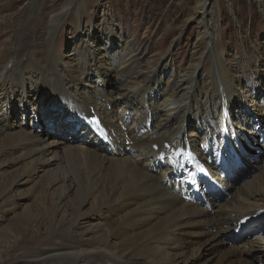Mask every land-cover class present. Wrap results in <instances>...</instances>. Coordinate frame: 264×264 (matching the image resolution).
Instances as JSON below:
<instances>
[{
    "label": "bare ground",
    "instance_id": "1",
    "mask_svg": "<svg viewBox=\"0 0 264 264\" xmlns=\"http://www.w3.org/2000/svg\"><path fill=\"white\" fill-rule=\"evenodd\" d=\"M210 1L200 0L204 12L201 21L206 22L207 33L211 31L207 23L210 13L207 4ZM75 2L69 0L62 12L53 13L45 25L39 26L35 37H31L30 30L24 27L31 24L29 21L37 9L32 10L38 3H32L18 18L15 31L12 34L7 32L12 43H9L11 52L0 56V100L3 98V106L9 109L17 102L24 114H30L25 117L31 125L29 130L19 125V131L12 132L7 121L0 119V203L6 204L13 213L14 187L19 182L30 183L39 172L61 164V160L66 171L74 168L75 174L61 172L57 166V175L49 178V186L70 182L67 192L75 190L79 200V210L73 212L72 222L61 224L55 228L57 231H51V241L48 237L40 238L37 224L18 220L23 226L20 230L31 237V243L36 246L26 252L25 258L40 264H264V238L234 237L239 219L264 208V162L260 167L261 175L240 186L236 195L224 206L218 204L221 196L212 192L205 193L196 203L184 201L180 194L190 191L195 194L190 179L197 173L200 161L204 160L201 159L203 149L199 144L215 129V133L219 131L218 123L222 119L218 122L215 119L224 107L219 104L232 110L231 117L243 118L242 125H248L253 118L262 115L259 105L250 101V111L243 105L250 113L247 119L244 118L247 115L236 114L234 108L238 105L236 99L240 97L239 84L228 75L225 86L221 85L219 76L231 72L221 53H216L215 69L210 73L214 87L211 91L218 95L219 103L217 107H212L211 114H206L204 125L200 124L199 110L209 101L208 91L199 89L196 74L204 55L191 65L185 75L188 80H180L169 94L154 91L161 81L157 70H152L147 80L139 81L142 74L136 60L125 58L118 63H108L100 50L90 48L91 42L84 62L65 61L57 57L51 50V42L69 7ZM11 37H14L13 42ZM44 43H47V52L41 49ZM36 49L38 52H33ZM207 50L206 55H209L211 51ZM109 66L118 69H109ZM94 70L96 76L93 75ZM104 70H108L114 85L108 83ZM95 77L101 84L98 82L96 85ZM32 83L48 92L45 95L57 98L59 107L52 111L56 124H45L49 128L43 129L56 133L52 139L55 141L49 142L56 143L55 147H63L60 148L62 159L55 156L50 161L45 160L48 152L37 147L43 137L39 134L40 128L32 126L40 120L37 112L39 103H31L32 95L28 91V85ZM113 86L124 97L122 101H116L111 96ZM36 100L37 96L34 102ZM25 102H29L31 107ZM91 107L107 122L105 133L101 134L92 125L85 124ZM134 111L142 116L129 126L127 114ZM149 112L154 118V126L145 133L142 121L149 117ZM209 126L213 128L201 130ZM62 130L65 132L61 133ZM56 139L62 142L58 143ZM75 140H80V143ZM174 140L177 143L184 141L181 143L183 147L166 154L167 160L160 163L158 157L155 158L157 153L153 145ZM186 142H190V146ZM53 154L56 155V152ZM12 155L16 156L10 161L22 167L16 170L20 176L13 184L3 179ZM120 155L128 157H117ZM69 160L72 166L67 164ZM69 174L72 175L68 179ZM38 186L34 184L32 193H38L44 199L47 189H38ZM226 186V191L234 187L231 183ZM203 199L209 202L210 208L201 206ZM44 205L56 217L70 208L67 194L56 199L50 196L44 200ZM83 207L88 209L86 216L81 214L80 208ZM85 217L92 221L100 219L98 224L102 228L88 235L81 233L79 219ZM224 245L228 248L221 253ZM255 250L263 256H253Z\"/></svg>",
    "mask_w": 264,
    "mask_h": 264
},
{
    "label": "rangeland",
    "instance_id": "2",
    "mask_svg": "<svg viewBox=\"0 0 264 264\" xmlns=\"http://www.w3.org/2000/svg\"><path fill=\"white\" fill-rule=\"evenodd\" d=\"M35 1L38 3V6L32 8L33 11H35V8L37 9L29 21L31 24L24 26L28 31L30 30L29 34L31 37L37 36L39 26L45 25L53 13L62 12L66 7V3L68 4L69 2V0H0L1 57L11 52V47H9L11 41L8 34L15 31L18 18ZM75 1V4L69 7V11L66 13L57 31H55L54 39L51 42V50L53 54L58 55L57 57H61L65 61L76 60L78 63L84 62L86 61L87 47L89 48L88 45L91 42L92 47L90 48L100 50L104 58L108 60V63H118L125 58L136 60L138 65L140 64L139 68L142 74L139 81L147 80L149 72H152L155 66L158 67L164 75L163 82L166 79L165 83L161 86V90H163L161 92L169 94L180 80H188L185 78V72L187 73L190 70V64L192 65L200 59L201 55H204L196 73L198 86L200 85L199 89L201 91H208L209 98V101L206 102V100V103L199 110V114L202 116L206 114V110L209 107L212 108L213 104L219 103L218 95L213 93L214 87L212 86L210 73L215 69L216 53H221L227 68L231 71L225 76H219L221 85L225 86L226 76L230 75L235 78L237 84H239V93H247L249 95L247 99L255 101L259 105L258 110L261 109L262 115L258 116V118L264 123V108L259 104V98L253 97L256 91L258 93L261 91V94H264V0H211L207 4L208 12L211 13H209L207 21L211 30L208 31L209 35L205 30L206 22L201 21L204 12L201 10L200 0ZM11 39L13 42L14 37H11ZM212 43L215 46L214 52L211 51ZM41 49L43 52H47V43L46 45L45 43L41 44ZM205 49H208L207 51L210 50L211 53L206 55ZM33 52H38V49ZM0 66H2L1 58ZM148 67H151V70L147 69ZM93 68L95 69L96 67L93 66ZM103 72H105L108 83L114 85L111 84L114 80L109 76L108 70H104ZM95 73L96 71L94 70L93 75ZM93 84L95 85V83ZM250 85L254 87L251 88ZM211 88L213 89L212 91ZM28 91L32 95L31 103H39L40 108L37 111L40 120L37 122L41 127L32 125L40 128L38 131L40 136L43 137V140L37 147L43 150L45 148V151L48 152V156L44 157L45 160L47 158L50 161L55 156L62 159L63 155L60 156V152H62L61 149L63 147H55L56 143L49 142L56 137V133L54 130L50 132V130L43 129V127L49 128V125L56 124V116L52 111L59 107L57 105V98L55 100L53 96L45 95L48 92L42 91L34 83L28 85ZM212 94H215V96ZM36 96L38 100L34 102ZM111 96L113 97V95ZM114 97L113 99L116 98ZM211 100L212 103L210 105ZM238 100L236 103L239 105L240 100ZM244 102L246 107L250 109L252 102ZM25 104L29 105V102H25ZM3 105L5 103L2 98L0 100V119L7 121L8 127L9 125L11 126L9 127L10 131H19V125L25 128V130H29L31 125H28L27 117H25H29V113L24 114L17 102L15 105H10V109ZM237 106L236 108H238ZM29 107H31V104ZM221 113L218 119L212 118L217 120V122L219 119L223 120ZM242 119L238 120V124L243 121ZM222 120L218 123L220 128ZM45 124H48V126ZM200 124L203 125L202 122ZM212 128L211 126L208 129L202 127L201 130L207 131ZM63 132L65 131L62 130L61 133ZM52 141H55V139ZM56 142L60 143L62 141L56 139ZM75 142L80 143V140H75ZM100 148L105 149L102 146ZM55 149L56 155L53 154L55 153ZM259 149L260 163L250 166L251 169L247 177H242L243 172L238 174L236 182H231L234 187L226 191L228 195H219L222 198L218 203L220 206L226 205L231 197L234 194L236 195L237 189L245 182H252L256 176L261 175L262 170L260 167L264 162V147H259ZM15 156L12 155L8 159L7 171L3 176V179L12 184L20 176L16 170L22 169V167H19V164H14V161H10ZM117 157L126 158L128 156L124 157L120 155ZM69 161L67 164L72 166V161ZM248 162L250 164L252 160L249 159ZM55 166L39 172L37 178H32L33 180L30 183L19 182L14 187L15 200L13 202L15 203V210L13 213L8 209L6 204L2 205L0 203V264H40L31 262L25 258L27 256L26 252L34 250L36 246L31 243V237L25 236L24 231L20 230L23 226H21L22 223L20 224L18 220H27L31 222L30 224H37L40 227V234H38L40 238L48 237V240L51 241L52 236L50 238L49 236L54 232L55 228L61 224L71 223L73 212L79 210V200L75 195L76 191L74 190L72 193L67 192L69 188L68 184H71L70 182L66 183L67 185L57 183V185L49 186V178L52 175H57L56 169L59 168L61 172L63 170L74 175V168L66 171L62 160L61 164ZM72 174L68 175V179L71 178ZM34 184L38 186V189H47L45 190L44 199L38 193H32ZM66 194L68 207H70L66 213H60L56 217L52 215L51 210L45 209L44 200L49 199L50 196L55 199L57 197L62 198ZM36 196L39 197L37 198ZM201 203L203 204L201 206L205 207L206 204ZM80 211L83 216H86L88 213V209L85 207L80 208ZM99 220L94 218L92 221L86 217L80 218L79 222L81 226L79 228L81 229V233L88 235L99 231L102 228L98 224ZM35 231L36 229L34 228L33 232ZM227 248L228 246L224 245L221 253ZM254 255L263 256L259 250H255Z\"/></svg>",
    "mask_w": 264,
    "mask_h": 264
}]
</instances>
